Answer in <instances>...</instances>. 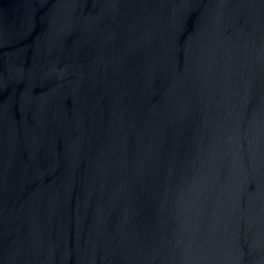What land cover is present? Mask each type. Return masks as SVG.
<instances>
[{
	"label": "water",
	"instance_id": "obj_1",
	"mask_svg": "<svg viewBox=\"0 0 264 264\" xmlns=\"http://www.w3.org/2000/svg\"><path fill=\"white\" fill-rule=\"evenodd\" d=\"M0 264H264V0H0Z\"/></svg>",
	"mask_w": 264,
	"mask_h": 264
}]
</instances>
